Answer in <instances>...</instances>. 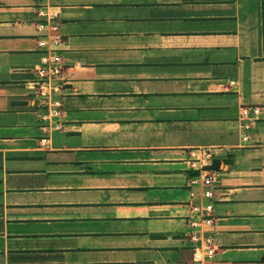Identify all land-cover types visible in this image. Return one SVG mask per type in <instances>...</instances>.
<instances>
[{
	"label": "crops",
	"instance_id": "obj_1",
	"mask_svg": "<svg viewBox=\"0 0 264 264\" xmlns=\"http://www.w3.org/2000/svg\"><path fill=\"white\" fill-rule=\"evenodd\" d=\"M263 55L262 0H0V264H191L205 175L215 264H264Z\"/></svg>",
	"mask_w": 264,
	"mask_h": 264
},
{
	"label": "built area",
	"instance_id": "obj_2",
	"mask_svg": "<svg viewBox=\"0 0 264 264\" xmlns=\"http://www.w3.org/2000/svg\"><path fill=\"white\" fill-rule=\"evenodd\" d=\"M42 14L43 12L40 11L39 15ZM53 14L55 19L57 13ZM54 19H40L37 23V28L42 33L38 39V45L43 50L41 64L38 67L40 77L38 83L41 95H50L52 83L62 76L64 67L60 49L62 41L58 35L59 25ZM242 113L246 117L257 116L260 109L258 107H244ZM53 116H60L59 109L53 110ZM55 128H58L57 124ZM202 184L203 190L198 199L191 204L190 226L193 229L190 234L193 241V261L191 264H215L216 244L213 236L206 233L214 224L215 185L213 177L205 175ZM193 196L196 197L195 194ZM202 228L203 231H201Z\"/></svg>",
	"mask_w": 264,
	"mask_h": 264
},
{
	"label": "trees",
	"instance_id": "obj_3",
	"mask_svg": "<svg viewBox=\"0 0 264 264\" xmlns=\"http://www.w3.org/2000/svg\"><path fill=\"white\" fill-rule=\"evenodd\" d=\"M262 28H263V52H264V0H262ZM264 62V55H263Z\"/></svg>",
	"mask_w": 264,
	"mask_h": 264
}]
</instances>
